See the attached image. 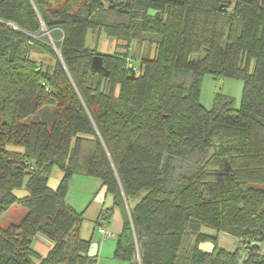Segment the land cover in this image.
I'll return each instance as SVG.
<instances>
[{"label": "trees", "instance_id": "obj_1", "mask_svg": "<svg viewBox=\"0 0 264 264\" xmlns=\"http://www.w3.org/2000/svg\"><path fill=\"white\" fill-rule=\"evenodd\" d=\"M47 31L63 35L58 52ZM96 32L127 52L135 41L154 49L140 69L127 52L101 56L106 76L92 69ZM32 52L51 56L53 71ZM205 74L242 80L241 106L219 93L203 107ZM78 174L99 178L123 209L116 257L127 264H264L263 0H0V214L2 202L28 210L0 227V264H97L83 216L65 203ZM202 227L243 248L202 252L218 238ZM37 235L54 243L44 258Z\"/></svg>", "mask_w": 264, "mask_h": 264}, {"label": "rangeland", "instance_id": "obj_2", "mask_svg": "<svg viewBox=\"0 0 264 264\" xmlns=\"http://www.w3.org/2000/svg\"><path fill=\"white\" fill-rule=\"evenodd\" d=\"M47 36L53 49L58 52V46H61L63 35L58 42L52 39L50 32L49 34L47 33ZM149 39L155 40V37L150 36ZM87 45L97 51V56L127 52V49H125L127 44L125 42L108 37L105 33H90L88 35ZM153 47L148 41L142 43L133 42L127 53L129 54L132 64L134 63L137 69H140L142 66L141 60L143 56H146L149 50H153ZM202 53L205 55L204 52ZM28 57L30 60L41 65L43 70L53 71L52 69L55 65V61L51 56L32 52ZM243 88L244 82L242 80L229 78L219 80L212 75L205 74L202 81L200 103L207 110H210L213 108L216 95L222 93L235 99L236 106L239 108L242 103ZM8 118L11 119V117ZM8 150L16 152L23 151L21 148L11 146H8ZM62 179L63 172L58 167H53L48 177V187L56 190L60 186ZM65 203L75 213L83 216L81 237L85 240L91 239L92 242L100 244L99 253L95 257L97 264H127L124 260L116 257L117 237L123 230L124 212L119 205L115 204L114 195L108 193L107 188L103 186L99 178L79 174L74 175L68 182ZM1 206L0 227L5 228L10 224L20 223L28 211L25 206L18 203L6 206L5 202H2ZM100 227L106 228L116 237L114 239H105L102 233L99 232ZM201 232L218 237L217 243H214L216 245L212 254L208 255H216L219 250L235 252L238 248H243L242 242L228 234L217 233L215 230L208 227H202ZM195 242L196 238L194 237L191 239V243L194 244ZM53 245V241L42 235H37L32 240V248L41 258L47 256ZM40 261V259H37L36 263L39 264Z\"/></svg>", "mask_w": 264, "mask_h": 264}, {"label": "water", "instance_id": "obj_3", "mask_svg": "<svg viewBox=\"0 0 264 264\" xmlns=\"http://www.w3.org/2000/svg\"><path fill=\"white\" fill-rule=\"evenodd\" d=\"M158 13L156 10H149L150 16H155ZM49 34V32L47 31ZM204 52V49L202 50ZM92 69L95 72L103 73L106 76L109 75V72L106 70V68L103 65V59L101 56H96L93 59L92 62ZM12 196L17 199L18 201L26 200L31 197V193L27 189H15L11 192ZM253 247H260V243H252ZM215 248V244L212 242H205L200 245V250L205 252L206 254H212L213 249ZM98 254V243L92 242L91 247L88 252V257L95 258Z\"/></svg>", "mask_w": 264, "mask_h": 264}, {"label": "built area", "instance_id": "obj_4", "mask_svg": "<svg viewBox=\"0 0 264 264\" xmlns=\"http://www.w3.org/2000/svg\"><path fill=\"white\" fill-rule=\"evenodd\" d=\"M263 3H264V0H263ZM14 29H17L15 26H13ZM131 67L133 66L132 62H131ZM99 232L102 233V235L105 237V239H114L116 236L111 233L110 231H108L106 228L104 227H100L99 228ZM264 247V246H263Z\"/></svg>", "mask_w": 264, "mask_h": 264}, {"label": "crops", "instance_id": "obj_5", "mask_svg": "<svg viewBox=\"0 0 264 264\" xmlns=\"http://www.w3.org/2000/svg\"><path fill=\"white\" fill-rule=\"evenodd\" d=\"M133 65H134V63H133ZM134 67H135V65H134ZM90 241L92 242V240L90 239ZM99 248H100V244L98 243V253H99ZM98 255V254H97Z\"/></svg>", "mask_w": 264, "mask_h": 264}]
</instances>
